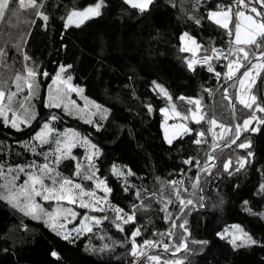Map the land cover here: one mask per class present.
I'll use <instances>...</instances> for the list:
<instances>
[{"label": "trees", "instance_id": "trees-1", "mask_svg": "<svg viewBox=\"0 0 264 264\" xmlns=\"http://www.w3.org/2000/svg\"><path fill=\"white\" fill-rule=\"evenodd\" d=\"M41 2L43 11L50 18L46 29L42 27V19L36 18L32 10L18 9V0H12L11 7L18 10L21 24L18 25L16 17H12L10 22L6 18L0 20V46L12 47L14 51V46L20 43L32 62L49 73L47 77H39L40 87L36 96L29 97L28 90L24 88L13 101L14 107L32 105L39 111L41 118L48 113L59 115L61 118L52 123L53 128L59 132L77 128L89 135L101 149L95 164L98 175L106 179L112 188L109 198L112 205L129 212L132 204H139L140 199L135 197L132 188V185H136L148 190L142 193V198L146 204L151 202V209L138 211L136 220L125 225L123 231L113 226L107 218L96 231L97 234L86 233L75 245H71L52 232L43 220L27 216L0 201V264H132L130 236L137 226L141 228V235L135 239L140 245L145 239L154 241L162 235L159 246L146 254L157 253L161 262L166 259H184L186 264H264V246L261 244L234 248L227 239L216 235L231 224H240L255 239L264 240V217L253 214L264 212V193L260 190V184L264 183V134H241L243 138L253 141L255 158L247 162L239 173L232 172V175L224 172L223 162L231 156L229 171H232V165L238 159L233 156H243L246 150L229 145L209 153L204 147L199 152L201 165L207 153L214 150L218 159L214 162L212 179L202 184L203 191L199 193L204 197L203 206L186 210L184 219L187 220L186 227L190 233L187 251L174 253V250H164V243H168L171 248L179 241L175 236L169 240L165 235L171 225L166 230L169 220H165V213L160 211L163 205L148 195L159 191L160 182L177 179L187 166L183 161L188 156L194 157L200 149L199 145L193 143V134L183 135L173 146L164 142L161 123L165 119L160 109L167 99L158 91H153L152 81L163 84L174 101L181 100L180 96L202 97L206 105L209 102L207 89L217 83L202 66H197L196 72L186 67V59L190 58L191 52L181 51L183 43L180 35L187 31L196 37L201 45L199 54H206V51L211 54L212 47L227 48L229 37L226 30L204 17L209 8L224 9L230 3L234 13L233 0H200V3L197 0H174L176 7L167 6L165 0H158L157 8L142 16L133 12L123 0H106L101 17L86 22L87 27L71 25L68 29L64 28L66 13L72 8H83L93 0ZM186 12L201 19V24L196 25L188 19ZM33 20L35 23L31 24ZM32 62L29 66H32ZM7 63L10 66L14 63V67L0 66V73L5 78H14V72L22 68V57H13V52H9ZM60 64L71 65L67 75L73 76L75 85L83 86L86 97L111 109L107 120L95 119L97 123L103 124L102 128L96 129L85 120L64 113L63 108L49 109L46 103L41 102H46L51 77ZM225 84L228 85L227 97L222 92ZM11 90L15 91V88ZM238 90V81L224 80L217 84L213 100L209 102L212 118L227 126L219 144L225 140L229 128H235L236 118L243 122L251 113L235 98ZM182 101L186 109L193 105L187 100ZM149 103L153 109L151 112L146 107ZM188 121L189 127L197 132L205 129L204 120L199 123L191 119ZM41 126L40 120H33L17 131L10 125H4L0 119V162L23 164L35 159L42 163L41 156L34 155L30 148H24V143H30ZM251 126H255V122ZM50 147L53 146H40L37 152H48ZM208 163L213 164V161ZM62 165L59 171L73 178L74 164L63 162ZM113 165L121 169L126 166L134 173L129 178L128 192L123 190V179L111 172ZM189 169L187 175L194 177L195 169ZM171 207L169 205L168 211ZM149 219L151 223L147 222ZM174 219L177 224L183 223L175 215ZM175 232L180 233L181 230L177 228ZM96 235L106 238L113 245L109 252L86 250L89 243L99 247L100 240L95 238ZM198 241L208 243L200 245L196 243ZM53 249L61 253L62 259L50 255ZM143 261L149 264L146 258Z\"/></svg>", "mask_w": 264, "mask_h": 264}, {"label": "snow or ice", "instance_id": "snow-or-ice-1", "mask_svg": "<svg viewBox=\"0 0 264 264\" xmlns=\"http://www.w3.org/2000/svg\"><path fill=\"white\" fill-rule=\"evenodd\" d=\"M200 3V0H197ZM123 3L130 6L133 12L139 15H146L153 11L158 6V0H123ZM167 6L176 7L174 0H165ZM236 11L233 13L232 4L230 3L224 9L209 8L206 12L205 19L214 22L221 28L226 30L229 37L227 48L212 47L211 54H206L197 59H186V67L196 72L198 64L207 66V71L214 73L219 80L222 76L224 80L239 82V90L236 94V99L245 109L252 110L251 113L243 119L242 124L235 125L232 137H229L224 142V146L235 144L239 149L246 150V154L240 156L235 165H232V171H229L230 161L223 162V170L228 175L232 172L239 173L245 168L247 162L255 158V153L252 150L253 141L251 139H243L242 133H262L264 134V0H235ZM106 7V0H93L83 8H72L66 13V20L64 28L69 25H84L86 22H91L95 17H101L103 9ZM18 9L32 10L36 18L42 19V27L45 29L48 26L49 15L43 11V4L41 0H18ZM188 19L194 21L196 25L201 24V19L196 18L191 13H185ZM6 16L9 17V22L12 17L18 18V10H13L11 7V0H0V20ZM25 23H29L25 21ZM35 23V20L30 22ZM234 24L233 28L230 25ZM180 40L183 42L181 51L196 52L201 45L197 42L196 37L190 35L187 31L180 35ZM9 52H13V57H22V68L14 72V78H5L3 73H0V118H2L4 125H10L11 128L17 131L21 130V126H27L33 120H40L41 127L36 131L31 138V142H25L24 148L31 150L34 155L42 157L43 162H38L33 159L23 164H12L10 162H0V201L17 209L27 216H31L37 220H43L48 228L52 230L58 237L62 238L68 244L75 245L77 240L86 233L93 232V226L100 225L102 220L107 219L105 216L89 215L88 212L78 213L74 206H79L81 209H88L90 211H98L103 213L106 209L102 205H107L114 213V226L123 231L125 225L136 220L138 211H145L151 209V202L144 203L142 193H147L148 190L142 186L132 185L134 195L140 199L139 204H132L129 212L125 213L123 208L118 205H112L109 200V194L112 193V188L107 184L106 179H102L98 175V168H96L94 160L101 155L98 146L92 142L89 135L81 133L75 129H65L62 133L52 127V123L59 120V115L48 113L43 118L40 113L32 105L24 107L21 105V110L17 111L13 105V98L17 96L24 88H27L28 96L34 97L38 93L40 87L39 77H47L49 73L32 62L29 66L28 62L32 58L26 51L23 50L20 43L12 47L0 46V66L5 68L14 67L8 65ZM251 57V60H249ZM223 58L227 61V71H217L213 66V60L219 61ZM71 65L60 64L55 75L51 77L52 83L48 86L46 106L51 108H63V112L70 116H77L80 119H85L86 123L94 125L96 129L103 127V124L97 123L93 117H98L100 120H107L110 116L111 109L105 105L91 100L88 97H83L85 104L83 107L76 104L70 99V93L83 94L84 88L81 85H74L72 83L73 76L67 75V71ZM244 69L242 74L238 75ZM131 79V77L129 78ZM260 81L257 84V81ZM10 81V82H9ZM12 85L15 86V91L11 90ZM153 91H158L169 101L172 96L168 89L156 81H152ZM210 91V90H209ZM222 92L225 97L228 96V85L222 86ZM179 99L187 100L189 104L195 105V110H189L190 116L176 111V106L172 105V113L180 117L181 123H174L168 125L165 123L164 138L167 143L172 144L177 137L193 134L195 139L193 143L196 145L202 144L205 136L204 131H195L188 126L187 121L191 119L199 123L204 120V115L201 113V103L199 98L180 96ZM7 101V102H5ZM147 110L151 112L152 105H146ZM234 110V109H233ZM161 112L165 113L167 120L169 111L167 108H161ZM11 113V115H9ZM257 113L261 114L258 115ZM255 122V126H251ZM213 128L216 127L218 121L213 117L210 121ZM221 129L227 130V126L221 124ZM212 148L220 147L216 143L219 137L213 133ZM243 142H240V141ZM54 145L50 147L48 152H37L41 145ZM77 146L86 149L85 165L77 156L74 155L73 149ZM216 157L215 152L207 154V158L203 165L195 157L188 156L183 162L190 165L189 171L195 169V176L183 174L181 170V177L179 180H170L160 182L159 191L148 193L153 200H158L163 205L160 211L165 213L164 219L169 220L171 227L165 235L169 240L175 239L179 241L170 245L164 243L162 246L165 251L174 250V253L181 252V250H188L187 238L190 235L187 225V220L184 216L187 215L186 210H191L197 206L202 207L204 197L199 195L203 191L202 184L207 183L212 179V171ZM75 161L73 176L79 178L81 181L94 182V187L85 188L84 184L77 182L76 179L64 176L59 167L62 162L71 163ZM208 161H213L209 164ZM111 172L124 181L125 192L129 191V178L134 176L130 168L126 166L124 169L113 165ZM21 176L23 180L21 181ZM187 181V186L185 185ZM102 189L103 195H98L97 190ZM260 190L264 191V183L260 184ZM167 193V195H165ZM37 198H40L39 200ZM177 203H173V202ZM43 202H55V206L46 209ZM247 204V201H245ZM169 205L177 208L174 214L169 212ZM251 211V209H248ZM264 217V212L253 213ZM78 215H82L76 226L68 227L69 223L76 220ZM183 220V223L177 224V220L173 216ZM147 222L151 223V219ZM179 228L180 233L175 230ZM141 235V228L137 226L131 232V246L130 254L133 257L132 264H144L142 258L146 256L147 247L159 246L156 242L145 239L143 245L136 241V237ZM216 235L221 239H227L234 247L239 248L243 246H251L261 244L264 246V240H257L253 235L246 231L243 226L235 224L229 228H225L222 232H217ZM200 245H206L208 241L196 242ZM112 244L105 243L99 248L92 244L86 245V250L91 252L103 253L112 248ZM52 257L58 260L62 259L61 253L53 249L50 252ZM146 259L152 264H161V257L158 255H147ZM163 264H186L184 259L164 260Z\"/></svg>", "mask_w": 264, "mask_h": 264}, {"label": "rangeland", "instance_id": "rangeland-1", "mask_svg": "<svg viewBox=\"0 0 264 264\" xmlns=\"http://www.w3.org/2000/svg\"><path fill=\"white\" fill-rule=\"evenodd\" d=\"M11 3H12V0H11ZM6 18V20H9V17L8 16H6L5 17ZM11 19H13V18H11ZM19 24H21V22L19 21V23H18V25ZM230 27H232L233 28V33H234V25L232 26V25H230ZM21 35H22V32L20 33ZM24 35V34H23ZM183 43V42H182ZM196 55H199V49H197V51L196 52H191V56H190V58L189 59H193ZM32 62V61H31ZM28 64L30 65V61L28 62ZM7 78V77H6ZM52 83V80H51V82H50V84ZM73 83V82H72ZM49 84V85H50ZM74 84V83H73ZM75 85V84H74ZM12 88H15V86H12L11 87V89ZM26 90H27V88H26ZM208 92H209V102H210V100L212 99L213 100V98H212V96H210L211 94H210V91H209V87H208ZM161 96H163L162 94H160ZM17 97V96H16ZM16 97H14L13 98V101L16 99ZM47 97H48V89H47V95H46V101H47ZM83 97H86L85 95H84V93L81 95V94H79V93H75V92H73V93H70V99H72V100H74L75 102H76V104H78V105H80L81 107H83L84 106V104H85V100H84V98ZM166 98V97H165ZM197 98H199L200 99V103H201V109L200 110H202L203 108H206L208 105H209V102L205 105L204 104V100H203V98L202 97H197ZM211 98V99H210ZM90 99V98H89ZM167 99V98H166ZM238 100V99H237ZM5 102H7V101H5ZM24 102V101H23ZM238 102H239V100H238ZM240 103V102H239ZM175 105L176 106V111H178V112H181V113H183V114H185V115H189V110H188V108L190 109V107L191 108H194L193 110H195V105L193 104V105H189L190 107H188L187 109L185 108V106H184V102L182 101V100H179V101H174V100H171V101H169L168 99H167V102H166V104L162 107V108H167L168 109V111H169V115H168V118H167V120H166V118H165V113L164 112H161L162 113V116H163V118L165 119V121H167L168 122V125H172V124H174V123H178V122H184V121H182L181 120V118L180 117H177V116H175L173 113H172V105ZM193 106V107H192ZM206 106V107H205ZM25 107V106H24ZM16 108V110L17 111H20L21 110V106L20 107H15ZM249 112V111H248ZM250 113V112H249ZM9 115H11V113L9 114ZM98 117H93V119L95 120V119H97ZM0 119H2V118H0ZM82 120H85V119H82ZM86 121V120H85ZM187 123H188V126H189V121H187ZM67 129H75V130H77V131H79V132H81V133H84V132H82V131H80L79 129H77V128H67ZM230 130L229 131H227V135L225 136V140L227 141L228 140V138L229 137H232L233 135V133H234V129L235 128H229ZM64 131V130H63ZM63 131H61V133L63 132ZM204 131V133H205V136H204V142L202 143V144H205V148H207V152L209 153L211 150H213V148H212V143H213V139H214V137H213V133H215L216 134V136L217 137H219V134H220V129H216L215 130V132H212V130L211 129H207L206 127H205V129L203 130ZM230 133V134H229ZM85 134V133H84ZM90 137V136H89ZM91 138V137H90ZM243 138V137H242ZM220 139V138H219ZM219 139H217L216 140V143L217 144H219ZM243 139H245V137L243 138ZM224 140V141H225ZM242 141V140H241ZM92 142L93 143H95V141L92 139ZM96 144V143H95ZM201 144V145H202ZM97 145V144H96ZM201 145H199V148L201 147ZM41 146H43V145H41ZM53 147H54V145H52ZM98 146V145H97ZM98 148L100 149V147L98 146ZM100 151H101V149H100ZM41 152H43V151H41ZM85 152H86V149L85 148H83V147H80V146H77V148H75V149H73V153H74V155L75 156H77L81 161H83V163L86 165L87 164V160L85 159ZM207 153V154H208ZM243 155H245V154H243ZM240 156H242V154H240L239 156L237 155L236 157L235 156H233L234 157V159H237V158H239ZM198 160H200V158H198ZM202 162H204V158H202ZM73 164H74V166H75V161H73L72 162ZM94 163H95V160H94ZM62 164H63V162H62ZM61 164V166H63ZM95 166H96V164H95ZM96 168H97V166H96ZM60 172L62 173V171L60 170ZM74 172V171H73ZM72 172V173H73ZM63 174V173H62ZM64 175V174H63ZM65 176V175H64ZM73 176V175H72ZM100 177V176H99ZM21 178L23 179V176H21ZM69 178H72V177H69ZM101 178V177H100ZM73 179H76L77 180V182H81V183H83L84 184V186H85V188H92V187H94V182H88V181H81L79 178H76V177H73ZM103 179V178H102ZM263 193H264V191H263ZM97 194L98 195H103V190L102 189H98L97 190ZM109 198H110V194H109ZM38 200L40 199V198H37ZM110 200V199H109ZM111 202V201H110ZM174 204L175 203H177V202H173ZM43 204H44V207L46 208V209H50V207H53V206H55V202H43ZM112 204V203H111ZM75 207V210L78 212V213H83V212H88V214L91 216V215H97V216H105V217H107L108 218V220H110L111 222H112V225L114 226V224H113V220H114V213H113V211L111 210V209H109V208H107V205H102V207H104L106 210L103 212V213H101V212H98V211H90V210H88V209H81V208H79V206L77 205V206H74ZM169 212H172V213H176L177 212V208L176 207H171V209H170V211ZM125 213H127V212H125ZM83 217H82V215H78V217H77V219L76 220H73V221H71L70 223H69V225H68V227H73V226H76L77 225V223H78V221L80 220V219H82ZM173 218H174V216H173ZM105 220H107V219H105ZM105 220H102V223L100 224V225H95V226H93V232H92V234H97L96 233V231L98 230V228L99 227H101V225H103L104 224V221ZM109 221V223H111ZM232 225H235V224H231V225H229V226H227L226 228H229L230 226H232ZM240 225V224H239ZM245 229V228H244ZM246 230V229H245ZM247 231V230H246ZM95 238L96 239H98V240H100V245H99V247L101 246V245H103V244H105V243H108V244H111L109 241H107V239L106 238H102V237H99L98 235H96L95 236ZM130 238H131V236H130ZM99 247H97V248H99ZM111 250V249H110ZM107 252H109V250H106ZM147 254V253H146ZM150 255H158L157 253H151ZM159 256V255H158ZM146 258V257H145ZM143 259V258H142ZM166 260H172V259H166ZM148 263L149 264H152V262L151 261H149L148 260ZM161 264H163V262H161Z\"/></svg>", "mask_w": 264, "mask_h": 264}, {"label": "built area", "instance_id": "built-area-1", "mask_svg": "<svg viewBox=\"0 0 264 264\" xmlns=\"http://www.w3.org/2000/svg\"><path fill=\"white\" fill-rule=\"evenodd\" d=\"M233 4H235V0H233ZM235 9H236V5H235ZM222 46H217V48H221ZM223 48H225V47H223ZM205 54H199V55H196L195 57H194V59H197V60H199L201 57H203ZM210 55V54H209ZM213 66L216 68V70L217 71H220V72H225V71H227V68H226V64H227V61H225L223 58H221L220 60H219V62L218 63H216V60H213ZM197 66H202L204 69H205V71L207 72V73H209L210 75H212V77L214 78V80L216 81V83L217 84H219L220 82H222V81H224V78H223V76L218 80L217 78H216V76L214 75V73H210V72H208L207 71V66L206 65H204V64H198ZM217 84H215V85H211V86H209V90H210V94H211V96L214 94V92H215V90H216V88H217ZM201 111V113L204 115V121H205V127L207 128V129H211V123H210V121H211V119H212V116H211V105H210V103H209V105L206 107V108H203L202 110H200ZM204 140V139H203ZM205 147V144H202L201 145V147H200V149H199V151H198V153L194 156L196 159H198V155H199V152L203 149ZM189 166L190 165H188L187 164V166L186 167H184L183 168V174H187V172H188V169H189ZM181 175H182V173L179 175V177L176 179V180H179L180 179V177H181ZM171 224H170V221H169V224H168V226H167V228H166V230L169 228V226H170ZM165 230V231H166ZM162 236V235H161ZM160 236V237H161ZM159 237V238H160ZM159 238L157 239V240H154V242H156V244L158 245V242H159ZM131 239L132 238H130V241H131ZM137 241V240H136ZM157 246H154V247H147V250H146V253H148L150 250H153L154 248H156Z\"/></svg>", "mask_w": 264, "mask_h": 264}, {"label": "water", "instance_id": "water-1", "mask_svg": "<svg viewBox=\"0 0 264 264\" xmlns=\"http://www.w3.org/2000/svg\"><path fill=\"white\" fill-rule=\"evenodd\" d=\"M70 26H71V25H69V27H70ZM69 27H68V28H69ZM68 28H65V29H68ZM243 71H244V69H241V72H243ZM241 72H240V73H241ZM240 73H238V74H240ZM232 109H234V101H233V100H232ZM233 112H235V111L233 110ZM191 121H192V120H191ZM201 121H202V120H201ZM201 121H199V122H201ZM193 122H194V123H197V122H195V121H193ZM236 122L242 124V122H240L237 118H236ZM165 123H167V122L162 121V123H161V129H162L163 140H164V142H165L168 146H173V144H174L178 139H180L182 136L177 137L176 139H174L172 144L167 143V141H166L165 138H164V134H165ZM178 123H180V122H178ZM253 123H254V122H253ZM220 125H221V123L218 122L215 128H213V127L211 126V130H212V132H215L216 129H220V128H221ZM224 133H225V130L222 129V130H221V133H220V139H222ZM227 161H229V159H228ZM227 161H226V162H227ZM230 163H231V161H230ZM229 169H230V168H229Z\"/></svg>", "mask_w": 264, "mask_h": 264}, {"label": "flooded vegetation", "instance_id": "flooded-vegetation-1", "mask_svg": "<svg viewBox=\"0 0 264 264\" xmlns=\"http://www.w3.org/2000/svg\"><path fill=\"white\" fill-rule=\"evenodd\" d=\"M250 112L252 111V110H249ZM258 115H261V114H259V113H257ZM220 133H221V130H220ZM219 138H220V136H219ZM224 142L225 141H222L219 145H220V147L219 148H222L223 146H224ZM229 145H232V146H234L235 144H229ZM215 151V150H214ZM233 154V153H232ZM234 154H236L235 152H234ZM233 154V155H234ZM230 158H232L231 156H230ZM217 160V159H216Z\"/></svg>", "mask_w": 264, "mask_h": 264}, {"label": "bare ground", "instance_id": "bare-ground-1", "mask_svg": "<svg viewBox=\"0 0 264 264\" xmlns=\"http://www.w3.org/2000/svg\"><path fill=\"white\" fill-rule=\"evenodd\" d=\"M211 99V98H210Z\"/></svg>", "mask_w": 264, "mask_h": 264}]
</instances>
